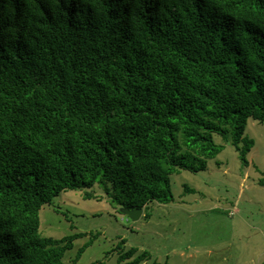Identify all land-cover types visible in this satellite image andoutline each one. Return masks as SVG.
Returning <instances> with one entry per match:
<instances>
[{"label": "trees", "instance_id": "obj_1", "mask_svg": "<svg viewBox=\"0 0 264 264\" xmlns=\"http://www.w3.org/2000/svg\"><path fill=\"white\" fill-rule=\"evenodd\" d=\"M249 119L264 0H0V264H67L81 234L44 236V204L102 184L121 206L168 203L171 174L251 147Z\"/></svg>", "mask_w": 264, "mask_h": 264}, {"label": "rangeland", "instance_id": "obj_2", "mask_svg": "<svg viewBox=\"0 0 264 264\" xmlns=\"http://www.w3.org/2000/svg\"><path fill=\"white\" fill-rule=\"evenodd\" d=\"M243 139L249 149L224 143L204 168L171 174L172 200L150 203L148 217L121 213L116 191L102 184L53 197L39 211L40 231L81 234L67 264H126L119 253L130 246L148 252L138 264H264V122L249 119Z\"/></svg>", "mask_w": 264, "mask_h": 264}, {"label": "water", "instance_id": "obj_3", "mask_svg": "<svg viewBox=\"0 0 264 264\" xmlns=\"http://www.w3.org/2000/svg\"><path fill=\"white\" fill-rule=\"evenodd\" d=\"M119 211L128 215L131 220H137L141 217L143 208H129L127 206H121Z\"/></svg>", "mask_w": 264, "mask_h": 264}, {"label": "crops", "instance_id": "obj_4", "mask_svg": "<svg viewBox=\"0 0 264 264\" xmlns=\"http://www.w3.org/2000/svg\"><path fill=\"white\" fill-rule=\"evenodd\" d=\"M143 214H144V211L142 212V215H141V217L143 216Z\"/></svg>", "mask_w": 264, "mask_h": 264}]
</instances>
